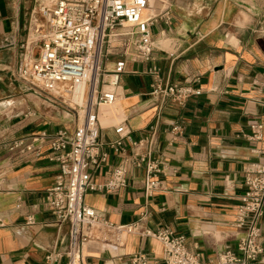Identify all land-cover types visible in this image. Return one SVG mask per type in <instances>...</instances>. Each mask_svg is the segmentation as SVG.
Instances as JSON below:
<instances>
[{"label":"crops","instance_id":"1","mask_svg":"<svg viewBox=\"0 0 264 264\" xmlns=\"http://www.w3.org/2000/svg\"><path fill=\"white\" fill-rule=\"evenodd\" d=\"M168 2L172 24L161 20L153 27L154 60L128 61L117 90L119 100L100 109L104 142L117 138L115 127L121 122L138 140L155 121L157 107L150 98L155 81L199 90L185 106L168 103L162 113L157 155L167 165L161 176L167 190L146 197L144 172L132 170L127 187L87 193L84 202L117 225L134 223L146 214L149 228H168L185 236L189 250L209 263L226 250L240 255L243 233L234 221L244 194V170L258 159L255 150L263 147L248 136L252 124L264 126V0ZM31 11L29 0H0V141L60 127L73 129L66 113L12 76L30 60L24 45ZM154 66L160 69L159 78L150 72ZM29 111L37 115L25 118ZM175 126L182 128L179 135L173 132ZM128 153H133L131 147ZM47 155L0 157V174L5 177L0 192V264H45L50 251L67 249L68 226L54 225L46 205L47 189L58 173V165ZM117 162L110 153V164ZM29 216L32 225H27ZM262 230L264 247V216ZM138 252L164 263L161 242L130 235L121 245L90 243L84 264H130Z\"/></svg>","mask_w":264,"mask_h":264},{"label":"built area","instance_id":"2","mask_svg":"<svg viewBox=\"0 0 264 264\" xmlns=\"http://www.w3.org/2000/svg\"><path fill=\"white\" fill-rule=\"evenodd\" d=\"M161 20L167 26L172 24L171 6L158 10L156 0H36L24 45L30 60L12 76L33 91H46V101L54 109H63L73 129L60 127L54 132L3 138L0 157L40 158L48 154L58 165L55 183L47 189L45 200L54 225L68 226V245L62 253L50 251L45 264H84V251L90 243L121 245L130 235L161 242L163 264H264V258L259 260L264 253V126L260 122L251 125L248 139L263 143V147L255 150L258 159L244 170V194L234 221L235 228L243 233L238 240L240 255L226 250L206 263L200 254L189 250L185 236H177L168 228H149L146 214L134 223L117 225L84 202L87 193H113L127 187L132 170L144 172L141 184L146 197L167 190L161 178L167 165L157 155L162 113L168 103L185 106L199 90L188 84L155 81L150 93L157 107L155 121L138 140L132 138L126 122H121L115 127L117 138L104 142L100 122V109L119 100L117 90L127 73V62L154 60L157 47L153 27ZM150 72L159 78L158 67ZM36 115L29 111L25 118ZM179 131L180 126L173 128L177 135ZM128 147L133 153H128ZM110 153L118 158L115 165L110 164ZM4 183L0 174V192ZM33 223L29 216L27 225ZM130 264L161 263L138 252L130 257Z\"/></svg>","mask_w":264,"mask_h":264},{"label":"rangeland","instance_id":"3","mask_svg":"<svg viewBox=\"0 0 264 264\" xmlns=\"http://www.w3.org/2000/svg\"><path fill=\"white\" fill-rule=\"evenodd\" d=\"M160 1H163L162 5L159 6L158 10L161 9V8H165V6H167V4H169L168 0H160ZM159 1V2H160ZM29 3L31 4V8L33 9L34 6H36V0H29ZM110 65V64H109ZM108 65V66H109ZM36 91L39 92V94L42 95V97L46 100L49 98V94L46 92V91H43L42 89L40 88H36L34 89ZM48 105V104H47ZM51 109V108H50ZM61 111H63V109H60Z\"/></svg>","mask_w":264,"mask_h":264},{"label":"bare ground","instance_id":"4","mask_svg":"<svg viewBox=\"0 0 264 264\" xmlns=\"http://www.w3.org/2000/svg\"><path fill=\"white\" fill-rule=\"evenodd\" d=\"M83 92V89H81L80 93ZM77 101H81V98H76Z\"/></svg>","mask_w":264,"mask_h":264}]
</instances>
